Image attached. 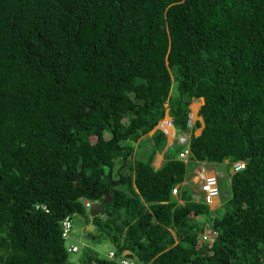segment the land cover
Here are the masks:
<instances>
[{
  "label": "trees",
  "instance_id": "16d2710c",
  "mask_svg": "<svg viewBox=\"0 0 264 264\" xmlns=\"http://www.w3.org/2000/svg\"><path fill=\"white\" fill-rule=\"evenodd\" d=\"M164 101L189 151L153 167ZM199 161L229 179L210 209L169 192ZM107 186L86 220L127 264H264V0H0V264L111 263L67 261L58 222Z\"/></svg>",
  "mask_w": 264,
  "mask_h": 264
},
{
  "label": "rangeland",
  "instance_id": "374dc122",
  "mask_svg": "<svg viewBox=\"0 0 264 264\" xmlns=\"http://www.w3.org/2000/svg\"><path fill=\"white\" fill-rule=\"evenodd\" d=\"M200 99L197 98V100L192 99L189 103V107L191 109V119L194 120L196 118L199 119L200 126L194 128V133L197 134L200 130L201 127V120L199 118V115L196 114V110L198 108V105L200 104ZM197 104L196 109H193V106ZM164 107H166V103L164 101L163 103ZM169 117L164 116L162 119L158 120L157 123L155 124L154 127L160 126L163 128L167 134L168 138L164 137L163 143L161 145L154 146L152 143L155 141L157 137V132H153V134L149 135L152 131L153 128L148 131L144 137L140 138L137 140L135 145H133L134 150L139 146H147L149 145V148H156L154 150V156H159L158 153L161 154V159L164 158L166 155L170 154H175L178 151H180L183 147L182 143H176L174 140L170 141V137H179L181 132L183 135L186 134V132L175 130V127H173L170 122L168 124ZM168 124L167 126H165ZM134 153V152H133ZM133 153L132 154L133 156ZM164 154V156L162 155ZM155 162L157 161V157L154 160ZM213 166H210V169L208 170L207 173H212L214 172L217 175L218 184L223 181L226 183L228 181V177L226 173L219 169L216 164H212ZM229 171H232L233 168L230 166L228 168ZM118 188L122 189L123 188V183H117L116 185ZM227 195L226 192L223 191L222 188L218 189L217 195L212 197V201L210 202V208H213L215 205L219 204V201H221V197H225ZM172 197L176 198L174 195ZM87 211L88 209L86 208L84 213H74L71 218V229L68 233V235L65 237L63 240L64 246L68 247L70 244H75L76 245V250L75 251H70L68 250L67 252V261L72 262V263H78L81 262V257L85 256V253L90 251V252H95L99 257L106 258L107 251L109 249H112V243L111 241L106 237L105 233L100 230L95 224H93L90 221H87ZM220 211L217 212L220 213ZM199 219V218H197ZM202 219V217H200ZM124 262H126L124 260Z\"/></svg>",
  "mask_w": 264,
  "mask_h": 264
},
{
  "label": "clouds",
  "instance_id": "9594fccd",
  "mask_svg": "<svg viewBox=\"0 0 264 264\" xmlns=\"http://www.w3.org/2000/svg\"><path fill=\"white\" fill-rule=\"evenodd\" d=\"M197 98H200L201 99V102H202V98L201 97H197ZM197 98H194L195 100H197ZM200 102V103H201ZM200 105V104H199ZM198 105V106H199ZM188 107H189V104H188ZM190 108V107H189ZM198 109V108H197ZM197 112V110H196ZM197 114V113H196ZM164 116L166 117H169V120L168 121V124L169 122L171 121L170 118L171 116L167 113V106L164 107V112H163V116L160 118L162 119ZM200 120H201V124H202V119L201 117L199 116ZM159 119V120H160ZM198 119V118H196ZM195 120V119H194ZM199 120V119H198ZM192 121L191 119V111L189 113V121L188 123H190ZM168 124H166L165 126H167ZM171 124V122H170ZM172 125V124H171ZM173 126V125H172ZM160 129H162V132H163V135L165 138H168L167 137V134L165 132V130L163 128H161L159 125L156 126ZM156 127H153V130L156 128ZM174 127V126H173ZM152 129V128H151ZM150 129V130H151ZM149 130V131H150ZM176 130V129H175ZM179 131H182V130H177V132L179 133ZM185 132V131H183ZM151 135V134H149ZM187 136V132L185 134ZM173 139L175 140L176 143H183V142H179L177 141V137H170V141H173ZM184 148L187 149L186 153L183 155V156H179V152L181 150H183ZM180 151H178L176 153V158L178 159H181L183 161L186 160V156H187V153L189 151L188 149V145H183L182 149ZM159 154V153H158ZM163 155V154H162ZM157 157V161L155 162L154 160L156 159ZM160 159V163H159V159ZM132 158V156H131ZM164 160L160 158V155L159 156H154L153 155V159H152V166L153 167H158L162 161ZM225 161V159L223 160ZM213 163L211 162H206V161H199V162H196L193 167L191 168L190 171H186L183 173V176L180 180L178 181H175L173 182V185L170 187V194L171 195H174L176 198H174V200L180 204H182L184 202V200L179 196V194L183 191V192H186L188 194V199H191L193 201H197L199 199H202L204 202H206L208 205H209V209H210V202H207L203 199V196L201 195L204 190L202 189V181L204 180V178L206 176H214L215 178V185L217 187V193H218V189H219V184H218V179H217V175L212 172V173H207L208 170L210 169V166H213L212 165ZM112 172L114 173V178H118L120 175L118 174V170L122 171L123 173V169L120 168V164L119 163H113L112 164ZM124 167L127 168L128 167V164H124ZM117 172V173H116ZM121 173V174H122ZM132 174V173H131ZM124 178L125 177H130V175H124L123 176ZM114 178H111V181H110V185H114L116 186V181L117 180H122L123 183H125L128 187V184H127V180H123L122 177L117 179V180H114ZM229 180V179H228ZM186 185H188V187H186ZM131 186H133V184L131 183ZM109 186L105 187L103 190H102V195L100 197V199H95V200H89V199H86V198H83L81 197V201H82V204L83 206L85 207V209L87 208L88 209V214L89 215H94V214H98L100 213V210L102 208V206L105 204V202H108L112 199V194H111V191L110 189H108ZM111 187V186H110ZM117 187V186H116ZM107 188L108 190V194L110 197H108L106 194L103 193V191ZM175 191V192H174ZM217 195V194H215ZM214 195V196H215ZM103 200V201H102ZM102 201V203L100 204V206L97 208V212H93L92 214L90 213V207L92 206V204H99L100 202ZM212 201V200H211ZM95 209V208H94ZM106 213V211H105ZM215 214L213 215H206V216H201L202 219L200 220L201 222V231H199V235L203 238V239H207V238H210V237H213L216 235V230L211 227V217L214 216ZM103 216V214H102ZM64 217H67L68 219V228L63 232V227H62V224H61V220L64 218ZM59 231H60V236L63 238V240L65 239V237L68 235L70 229H71V218L68 216V215H64L61 219H59ZM107 237V236H106ZM108 238V237H107ZM109 239V238H108ZM67 250H70V251H75L76 250V245L75 244H70L67 248ZM126 252H128L127 249H123L119 252H116L114 250V246L112 244V249H109L107 251V255H106V259L112 261L111 263H108V264H127V263H131L133 261V259L131 257H128L126 255H124ZM124 260L126 262H124ZM93 264H97V262H92ZM137 264H148V262H144V261H141V260H138Z\"/></svg>",
  "mask_w": 264,
  "mask_h": 264
},
{
  "label": "built area",
  "instance_id": "2783aa9c",
  "mask_svg": "<svg viewBox=\"0 0 264 264\" xmlns=\"http://www.w3.org/2000/svg\"><path fill=\"white\" fill-rule=\"evenodd\" d=\"M186 139V135H183V133L181 132V134L179 135V137H177V141L179 142H183ZM187 149L184 148L183 150H181L179 152V156H183L186 153ZM242 165L241 161H236L232 164V168L237 169L238 167H240ZM202 189L204 190V192L201 194L203 196V199L207 202H211L212 197L217 194V187L215 185V178L214 176L210 175V176H206L204 178V180L202 181ZM175 192V191H174ZM61 224L63 227V232L68 228V219L67 217H64L61 220Z\"/></svg>",
  "mask_w": 264,
  "mask_h": 264
},
{
  "label": "water",
  "instance_id": "95a60500",
  "mask_svg": "<svg viewBox=\"0 0 264 264\" xmlns=\"http://www.w3.org/2000/svg\"><path fill=\"white\" fill-rule=\"evenodd\" d=\"M104 194H106L108 197L109 194H108V190L107 188L103 191ZM103 201V200H102ZM102 201L99 203V204H92V206L90 207V213L92 214L93 212H97V208L100 206V204L102 203ZM95 208V209H94Z\"/></svg>",
  "mask_w": 264,
  "mask_h": 264
},
{
  "label": "crops",
  "instance_id": "0c3cea01",
  "mask_svg": "<svg viewBox=\"0 0 264 264\" xmlns=\"http://www.w3.org/2000/svg\"><path fill=\"white\" fill-rule=\"evenodd\" d=\"M200 101H201V99H200ZM159 155H160V158H161V154L159 153ZM158 159H159V157H158ZM159 163H160V159H159Z\"/></svg>",
  "mask_w": 264,
  "mask_h": 264
},
{
  "label": "bare ground",
  "instance_id": "6f19581e",
  "mask_svg": "<svg viewBox=\"0 0 264 264\" xmlns=\"http://www.w3.org/2000/svg\"><path fill=\"white\" fill-rule=\"evenodd\" d=\"M200 99V98H199Z\"/></svg>",
  "mask_w": 264,
  "mask_h": 264
}]
</instances>
